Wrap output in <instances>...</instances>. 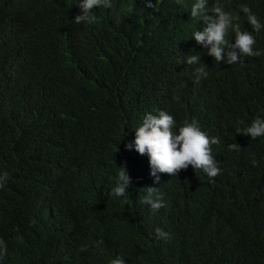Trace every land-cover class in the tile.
<instances>
[{
  "label": "trees",
  "instance_id": "1",
  "mask_svg": "<svg viewBox=\"0 0 264 264\" xmlns=\"http://www.w3.org/2000/svg\"><path fill=\"white\" fill-rule=\"evenodd\" d=\"M220 2L241 31H252L242 6L264 25V0ZM78 3L0 0V88L12 98L0 101V161L8 186L23 183L25 193L9 200L17 213L0 223L6 261L264 264V136L236 131L264 116V54L216 62L193 38L204 24L191 18L190 0H152L158 10L111 0L93 9L95 23L77 24ZM253 35L264 52V27ZM192 54L201 62L187 64ZM159 110L177 130L196 120L219 137L218 176L189 166L154 183L148 156L125 145ZM233 143L241 149L229 151ZM125 162L131 186L110 198ZM149 186L163 198L158 211L141 203ZM156 228L169 238L157 240Z\"/></svg>",
  "mask_w": 264,
  "mask_h": 264
},
{
  "label": "clouds",
  "instance_id": "2",
  "mask_svg": "<svg viewBox=\"0 0 264 264\" xmlns=\"http://www.w3.org/2000/svg\"><path fill=\"white\" fill-rule=\"evenodd\" d=\"M159 1L161 0H155V2ZM166 1L171 5L172 3H183V0ZM190 2L195 3L190 10L191 18H199L204 24L202 31L197 30L193 33V38L198 45L207 49V55L214 57L216 62L226 61L229 65H233L241 62V58L244 56L259 57L264 54L261 50L254 48L256 39L253 35V32L258 33L264 25L260 23L248 6H242L241 10L247 15V21L252 31H241L239 26L234 24L238 17L226 12L220 0H216L211 8L207 7V0H190ZM77 5L82 14L75 17L74 23H95L96 17L93 9L99 6L111 7V0H79ZM145 6L158 10L157 3H152V0H145ZM229 29L235 32L234 43L226 39ZM185 62L190 65L200 63L201 56L187 55ZM196 72L198 77L206 78L208 75L203 66L198 67ZM11 100V96L0 88V101ZM236 131L237 134L250 136L252 140L264 136V116L258 115L249 126L243 129L237 128ZM219 143V137H209L201 130L198 121H185L183 126L177 130L174 117L165 110H159L156 114L145 115L142 125L135 129V139L129 141L125 148L128 151L134 149L140 155L148 156L150 175L154 177V183L159 184V174L164 173L177 177L181 170H187L189 166L195 172L202 171L210 180L218 176L222 170L211 154V146ZM228 149L229 151H239L241 148L238 144L233 143L228 145ZM131 183L132 177L129 174L127 162H125L122 167H119L116 186L107 195L110 198L125 197ZM157 192V187H146V195L142 197L141 203L150 205L153 211L164 207L163 198L156 195ZM22 199H25L23 183L8 186L5 164L0 161V223H6L17 213V209L9 200ZM155 238L167 240L169 233L156 228ZM6 254L7 245L0 236V264H9L5 259ZM110 264H126V261L117 256L111 260Z\"/></svg>",
  "mask_w": 264,
  "mask_h": 264
}]
</instances>
